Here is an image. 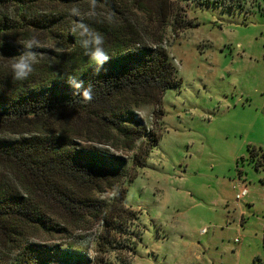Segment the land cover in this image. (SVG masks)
<instances>
[{
	"label": "rangeland",
	"instance_id": "obj_1",
	"mask_svg": "<svg viewBox=\"0 0 264 264\" xmlns=\"http://www.w3.org/2000/svg\"><path fill=\"white\" fill-rule=\"evenodd\" d=\"M225 1L230 6L184 3L179 16L195 24L175 32L171 17L164 25L160 45L178 81L159 102L129 109L145 131L132 149L115 135L52 121L44 127L121 158L125 175L102 190L72 185L101 204L96 214L69 212L36 190L33 202L52 228L23 226L21 248L0 247L8 264H20L25 244L66 250H54L45 264H264V159L255 168L248 150L264 153V0ZM128 15L144 42L157 37L151 13ZM40 39L64 47L43 34ZM44 50L52 49L38 51ZM152 136L158 139L149 146ZM6 177L30 190L21 174ZM236 184L248 190L241 200ZM30 252L40 258L47 250Z\"/></svg>",
	"mask_w": 264,
	"mask_h": 264
},
{
	"label": "trees",
	"instance_id": "obj_2",
	"mask_svg": "<svg viewBox=\"0 0 264 264\" xmlns=\"http://www.w3.org/2000/svg\"><path fill=\"white\" fill-rule=\"evenodd\" d=\"M192 1L231 4L225 0H98L99 11L110 13L112 20L99 17L88 22L103 34L111 59L96 75L69 31L73 18L67 10L72 6L86 10L87 0H0V247L21 248L23 226L39 224L52 228L33 202L32 195L39 194L36 190L69 212L83 208L96 214L102 210L100 203L74 192L72 185L93 190L111 188L125 175L122 159L44 127L52 121L85 133L115 135L123 148L132 149L145 131L129 109L139 102H159L165 89L178 81L172 61L160 45V32L171 17L175 32L194 25L178 12L182 4ZM132 10L152 14L153 33L157 34L153 41L142 40L128 15ZM34 31L56 39L64 47L62 51L44 50L34 74L27 81H15L9 61L19 54L16 41ZM66 75L83 80L85 86L92 84L94 96L90 103L72 95L74 90ZM157 139L152 136L148 145H154ZM248 150L255 168L261 166L264 153L254 146ZM10 173L21 174L24 186L30 190L21 191L7 180ZM122 198L120 194L121 201ZM33 245L22 246L24 250L17 262L51 263L54 250L66 252L60 247ZM32 249L47 253L37 258L30 252ZM10 261L7 254L0 252V264Z\"/></svg>",
	"mask_w": 264,
	"mask_h": 264
},
{
	"label": "clouds",
	"instance_id": "obj_3",
	"mask_svg": "<svg viewBox=\"0 0 264 264\" xmlns=\"http://www.w3.org/2000/svg\"><path fill=\"white\" fill-rule=\"evenodd\" d=\"M67 11L68 15L73 18L69 31L76 38V43L83 50L84 56L88 57L94 66V73L99 75L111 57L105 49L103 34L95 30L88 21L95 22L99 17H103L110 22L112 15L99 11L98 0H87L86 10L79 6H72ZM16 43L20 45L19 54L11 58L10 70L12 79L19 82L27 81L34 74L36 65L41 59L39 49L47 47L56 51L60 50L52 44L42 42L39 32L35 31L23 41H16ZM2 44L3 41H0V46ZM65 77L68 85L74 90L73 96L81 97L84 103L92 101L94 92L91 83L85 86L84 81L77 79L74 75ZM65 77H61V79Z\"/></svg>",
	"mask_w": 264,
	"mask_h": 264
},
{
	"label": "built area",
	"instance_id": "obj_4",
	"mask_svg": "<svg viewBox=\"0 0 264 264\" xmlns=\"http://www.w3.org/2000/svg\"><path fill=\"white\" fill-rule=\"evenodd\" d=\"M234 186L236 188V192H235V198H236V200L243 199L247 195V193H248V190H247L246 185L245 184H240V185L239 184H236ZM203 230L204 229H202V231ZM262 230H263V243H264V219H263V223H262ZM234 240L237 241L238 239L235 238Z\"/></svg>",
	"mask_w": 264,
	"mask_h": 264
},
{
	"label": "crops",
	"instance_id": "obj_5",
	"mask_svg": "<svg viewBox=\"0 0 264 264\" xmlns=\"http://www.w3.org/2000/svg\"><path fill=\"white\" fill-rule=\"evenodd\" d=\"M242 222V221H241Z\"/></svg>",
	"mask_w": 264,
	"mask_h": 264
}]
</instances>
